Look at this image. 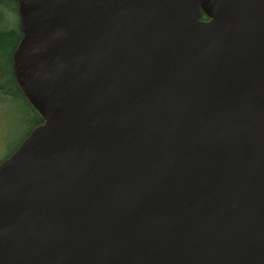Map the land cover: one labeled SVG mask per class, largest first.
Returning a JSON list of instances; mask_svg holds the SVG:
<instances>
[{"label":"water","instance_id":"water-1","mask_svg":"<svg viewBox=\"0 0 264 264\" xmlns=\"http://www.w3.org/2000/svg\"><path fill=\"white\" fill-rule=\"evenodd\" d=\"M14 1L0 264H264V0Z\"/></svg>","mask_w":264,"mask_h":264},{"label":"trees","instance_id":"trees-1","mask_svg":"<svg viewBox=\"0 0 264 264\" xmlns=\"http://www.w3.org/2000/svg\"><path fill=\"white\" fill-rule=\"evenodd\" d=\"M202 20L206 18L202 16ZM20 39L17 3L14 0H0V105L6 106L11 103L22 109L32 124L30 132L43 121L23 97L12 74V54Z\"/></svg>","mask_w":264,"mask_h":264},{"label":"rangeland","instance_id":"rangeland-1","mask_svg":"<svg viewBox=\"0 0 264 264\" xmlns=\"http://www.w3.org/2000/svg\"><path fill=\"white\" fill-rule=\"evenodd\" d=\"M31 127L22 109L11 103L0 105V161L18 147Z\"/></svg>","mask_w":264,"mask_h":264}]
</instances>
